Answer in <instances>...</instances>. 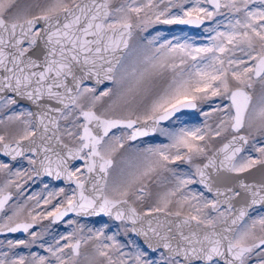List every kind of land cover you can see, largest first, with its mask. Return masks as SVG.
Instances as JSON below:
<instances>
[{
    "label": "snow or ice",
    "instance_id": "snow-or-ice-1",
    "mask_svg": "<svg viewBox=\"0 0 264 264\" xmlns=\"http://www.w3.org/2000/svg\"><path fill=\"white\" fill-rule=\"evenodd\" d=\"M0 264H264V0H0Z\"/></svg>",
    "mask_w": 264,
    "mask_h": 264
}]
</instances>
